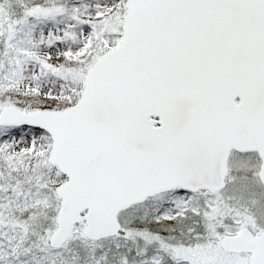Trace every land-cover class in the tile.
<instances>
[{"label": "snow or ice", "instance_id": "6c2138e0", "mask_svg": "<svg viewBox=\"0 0 264 264\" xmlns=\"http://www.w3.org/2000/svg\"><path fill=\"white\" fill-rule=\"evenodd\" d=\"M249 179L264 0H0V264H264Z\"/></svg>", "mask_w": 264, "mask_h": 264}, {"label": "rangeland", "instance_id": "374dc122", "mask_svg": "<svg viewBox=\"0 0 264 264\" xmlns=\"http://www.w3.org/2000/svg\"><path fill=\"white\" fill-rule=\"evenodd\" d=\"M243 191L250 192L259 198L258 200L260 201V204L256 208H254V212L258 217L264 218V188L263 186H261L260 184L252 180H249L246 182V186L243 189ZM229 192L230 194L237 192V188L233 186H229Z\"/></svg>", "mask_w": 264, "mask_h": 264}, {"label": "bare ground", "instance_id": "6f19581e", "mask_svg": "<svg viewBox=\"0 0 264 264\" xmlns=\"http://www.w3.org/2000/svg\"><path fill=\"white\" fill-rule=\"evenodd\" d=\"M249 180H251V179H249ZM248 180V181H249ZM244 192V196H245V198H248V197H254V198H256L257 200L259 199L257 196H255L254 194H252V193H250V192H245V191H243ZM253 211H254V209H253Z\"/></svg>", "mask_w": 264, "mask_h": 264}]
</instances>
